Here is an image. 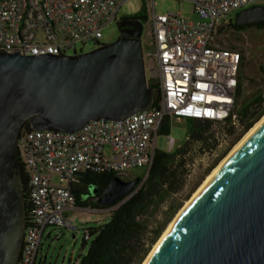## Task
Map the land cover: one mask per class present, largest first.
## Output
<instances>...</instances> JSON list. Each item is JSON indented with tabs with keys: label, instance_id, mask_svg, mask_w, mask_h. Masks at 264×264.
I'll return each instance as SVG.
<instances>
[{
	"label": "built area",
	"instance_id": "2783aa9c",
	"mask_svg": "<svg viewBox=\"0 0 264 264\" xmlns=\"http://www.w3.org/2000/svg\"><path fill=\"white\" fill-rule=\"evenodd\" d=\"M127 1L0 0V50L21 56H75L77 46L91 43L98 49L104 45L102 31ZM153 1V52L143 59L150 64L145 71L150 73L147 84L154 86L155 106L120 121H89L75 133L21 131L17 151L30 218L18 264L35 263L47 227L74 230L65 212L76 209L73 190L82 185V175L122 177L131 169L148 174L166 118L229 123L234 135L241 131L236 97L243 57L225 47L222 36L230 21L224 18L264 0H185L192 4L196 21L172 12L156 15ZM166 144L172 153L175 143L169 134ZM83 240H89L86 231Z\"/></svg>",
	"mask_w": 264,
	"mask_h": 264
},
{
	"label": "water",
	"instance_id": "95a60500",
	"mask_svg": "<svg viewBox=\"0 0 264 264\" xmlns=\"http://www.w3.org/2000/svg\"><path fill=\"white\" fill-rule=\"evenodd\" d=\"M264 22V5L241 10L238 26ZM75 56L0 50V264H18L25 197L17 141L32 130L75 133L89 121L124 120L153 104L142 25ZM139 187L113 178L97 204L111 208ZM146 264H264V122L229 156L169 229Z\"/></svg>",
	"mask_w": 264,
	"mask_h": 264
},
{
	"label": "rangeland",
	"instance_id": "374dc122",
	"mask_svg": "<svg viewBox=\"0 0 264 264\" xmlns=\"http://www.w3.org/2000/svg\"><path fill=\"white\" fill-rule=\"evenodd\" d=\"M153 2L156 15H165L168 12H172L180 14L183 18L190 21L198 20V17L193 12L192 4L188 1L154 0ZM262 5H264V2ZM239 12L240 11L230 14L224 18V21L234 22L235 16ZM136 15H141L144 18L140 40L143 54L146 55L153 52V49L150 47L151 38L149 36L152 16L151 0H129L120 7L117 13V17L119 18ZM117 37V27L115 23L112 22L102 31L101 42L103 44H109L114 42ZM222 37L225 41L226 48L238 50L243 57L239 72L241 95L237 99L238 109L256 93H262L264 99V28H249L241 32L227 29ZM94 49L95 47L91 43L84 47L77 46L78 54L88 53ZM149 67L150 64L146 59L145 68ZM145 73L146 79L150 80L149 71H145ZM193 123L194 119L188 118H175L170 122L168 134L173 138L175 143L173 152L183 147L187 138H190L189 135L192 132ZM208 134H212L216 137L218 143L217 148L207 154L205 152L202 153L198 149L199 146L197 144L191 143L189 145L187 149L189 155L186 157L187 174L185 176L183 188L178 193L170 195L160 205H154L149 210L146 220L150 234L151 232L161 229L159 237L161 236L162 232L175 217L178 210L184 205L185 201L191 197L205 177L232 148H228L231 137L223 135L222 127L213 125L210 127ZM154 149L163 153H171L166 144V136L164 134L159 133L157 135ZM208 169H211L209 173H207ZM146 175V169H131L126 171L125 176L119 178L123 181H130L136 178L142 180L146 178ZM53 182L57 183L56 177L53 178ZM76 189L85 192V194L81 196V201L85 203L86 200L96 195L98 188L95 186L85 187L84 185H80L77 186ZM172 208H175L173 212ZM110 212L111 211L88 212L86 209L68 212V215L71 217L70 223L72 227H74V230L47 227L44 230L41 241L40 250L42 258H36L34 264H76L80 256L86 255L90 243L93 240V238L90 237L86 244L84 246L82 245L85 231L107 223L110 219ZM74 214L78 215L72 218ZM86 216L90 217L91 222H85ZM153 245L150 247L148 253L151 251ZM146 256H144L141 263Z\"/></svg>",
	"mask_w": 264,
	"mask_h": 264
},
{
	"label": "trees",
	"instance_id": "16d2710c",
	"mask_svg": "<svg viewBox=\"0 0 264 264\" xmlns=\"http://www.w3.org/2000/svg\"><path fill=\"white\" fill-rule=\"evenodd\" d=\"M143 23L144 18L138 15ZM249 28H264V22L238 26L230 21L228 28L235 32H241ZM152 90L154 86L148 85ZM241 95V84H238L237 97ZM157 104L155 98L153 105ZM264 114V99L262 93H256L250 100L243 103L238 109L239 124L241 131L235 134V127L229 123L221 125L210 121L195 120L192 132L185 145L172 153L154 151L151 168L145 179H139V187L130 195L121 199L110 214L107 223L96 228L86 230L90 243L86 255L80 256L76 264H140L150 247L155 243L160 235L161 229L149 232L146 220L149 210L155 205L163 203L170 195L176 194L183 188L185 176L187 174L188 157L187 149L191 143L199 146L203 153L214 151L217 146V139L212 134H208L211 126L222 127L223 135L231 137L228 148L233 147L241 137L262 117ZM170 121L166 118L161 126L160 134L165 136L169 133ZM29 122H25L22 131H30ZM212 169V168H211ZM211 169L207 170V173ZM22 170V165H21ZM117 176L113 174H93L86 173L81 176V184L85 187H97L96 200L101 197L103 189L109 182ZM25 197L26 221L30 218V204L25 179L22 177ZM75 203L78 207H85L87 202L81 201V196L85 194L77 189L73 190ZM98 209H109L99 207L97 203L90 204ZM175 208H172V212ZM87 241L83 240L84 246Z\"/></svg>",
	"mask_w": 264,
	"mask_h": 264
},
{
	"label": "bare ground",
	"instance_id": "6f19581e",
	"mask_svg": "<svg viewBox=\"0 0 264 264\" xmlns=\"http://www.w3.org/2000/svg\"><path fill=\"white\" fill-rule=\"evenodd\" d=\"M264 122V114L262 117L241 137V139L230 149V151L221 159V161L212 169V171L205 177V179L202 181V183L199 185V187L193 192L191 197L187 199L184 203V205L178 210L175 217L169 222L165 230L162 232L161 236L157 239L155 244L153 245L151 251L148 253L146 258L143 260L141 264H146L153 254V252L156 250V248L159 246V244L165 239L169 229L171 226L174 225L177 218L182 214V212L185 210L186 206L194 200V198L198 195L200 190L206 185V183L217 173L219 168L221 167L222 163L231 156L234 152H236L240 146L263 124Z\"/></svg>",
	"mask_w": 264,
	"mask_h": 264
},
{
	"label": "flooded vegetation",
	"instance_id": "af4514ba",
	"mask_svg": "<svg viewBox=\"0 0 264 264\" xmlns=\"http://www.w3.org/2000/svg\"><path fill=\"white\" fill-rule=\"evenodd\" d=\"M137 22H139L141 25H143V23H142V21H141V19H140V17L138 15L132 16V17H120V18L117 17L114 23H115V25L117 27L118 37L120 36V33L122 31H132V30H134L133 26ZM141 34H142V32H141ZM141 34H140V37H141ZM140 37H139V39H140ZM91 199H93L94 203H97L96 196H94Z\"/></svg>",
	"mask_w": 264,
	"mask_h": 264
},
{
	"label": "crops",
	"instance_id": "0c3cea01",
	"mask_svg": "<svg viewBox=\"0 0 264 264\" xmlns=\"http://www.w3.org/2000/svg\"><path fill=\"white\" fill-rule=\"evenodd\" d=\"M95 201V200H94ZM87 202V205L85 207H78L76 206V209L74 210H68L65 212V217L68 221H71V217L68 215V212H75L76 210L78 209H86L88 212H101L102 209H98L96 207H91L90 204L94 205L95 203L93 202V199L89 198L88 200H86ZM78 214H74L72 218H75ZM85 222H91V219L89 216H86V219H85ZM96 222V221H95ZM41 249V247H40ZM39 249L38 251V255H37V258H42L41 256V250ZM44 259V258H43Z\"/></svg>",
	"mask_w": 264,
	"mask_h": 264
}]
</instances>
